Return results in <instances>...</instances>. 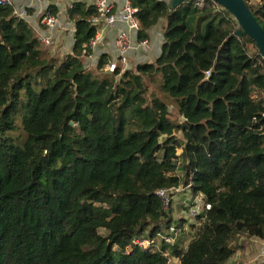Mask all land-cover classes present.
Instances as JSON below:
<instances>
[{"label": "trees", "instance_id": "16d2710c", "mask_svg": "<svg viewBox=\"0 0 264 264\" xmlns=\"http://www.w3.org/2000/svg\"><path fill=\"white\" fill-rule=\"evenodd\" d=\"M244 1L264 30V0ZM131 3L138 41L162 22L160 51L112 71L87 64L93 5H67L60 55L0 7V264H234L264 241V59L211 0ZM187 185L199 223L131 245L177 223L157 192Z\"/></svg>", "mask_w": 264, "mask_h": 264}, {"label": "built area", "instance_id": "2783aa9c", "mask_svg": "<svg viewBox=\"0 0 264 264\" xmlns=\"http://www.w3.org/2000/svg\"><path fill=\"white\" fill-rule=\"evenodd\" d=\"M74 1L76 0H68L69 5ZM86 2L93 5L98 13L96 17L92 18V21L98 26V31L90 41L89 46L95 48L100 43L102 35L107 29L121 24L123 27L119 28L113 40L114 46L117 48V58L115 60H108L105 67L109 71H112L119 65H123L124 67L128 66L130 52L135 53L139 45H148L147 39L142 41L134 40L130 34V32L137 33L139 30L137 9L132 5L131 0H87ZM195 4L202 6V0H195ZM1 6L13 7V12L16 16L27 20L28 7L24 6L22 9L16 8L17 6H15L14 0H0ZM39 19L40 24L46 29V33L40 34L35 27H32L37 32L38 38L43 44L52 46L55 42L53 29L58 25V17L50 7H44L40 12ZM135 41L137 42L135 43ZM189 187V185L179 186L171 189H160L157 192L163 200L164 207L169 206L172 198L175 197L177 199V194H180V198L184 197L183 202L186 205L188 215L184 216V226L177 221L176 224L172 223L165 228L158 229L152 237H133L131 239V245H136L144 250H155L160 241L172 245L177 243L180 233L186 230L189 224H198L200 221L199 216L205 210H208L210 205L205 202L202 195L190 194ZM257 259L258 262H264V252L260 253Z\"/></svg>", "mask_w": 264, "mask_h": 264}, {"label": "crops", "instance_id": "0c3cea01", "mask_svg": "<svg viewBox=\"0 0 264 264\" xmlns=\"http://www.w3.org/2000/svg\"><path fill=\"white\" fill-rule=\"evenodd\" d=\"M81 1V0H76ZM87 1V0H82ZM24 3L25 7H28V14H27V21L37 29L40 34L46 33V29L44 26L40 24V12L44 7H50L51 9L55 10L54 13L58 17V25L56 28L53 29L55 41L54 46L65 45V48L69 52L72 47L73 43V23L67 21L65 17V10L67 5H69L68 0H21ZM16 6V5H15ZM18 8V7H16ZM162 23V22H161ZM159 23L157 26L153 27L150 31V40L152 34H155V29L159 27L162 28V24ZM121 24H117L113 28L107 29L103 35L100 43L93 48L92 55L88 57V65L92 66V64L97 60L98 56L101 53H108L110 55V60H115L117 58V48L114 46L113 40L115 38L116 33L118 32L119 28H122ZM67 30V32H65ZM62 34V35H60ZM132 39L137 40V35L135 32H130ZM157 42H154L153 48H150L149 40L147 46H138V49L135 53L129 54V64H135L140 61H151L154 60L160 51V46L162 43V34L159 31L156 34ZM64 40V43H63ZM137 41H135L136 43ZM151 44V43H150ZM151 50V51H150ZM152 52V54H151ZM242 242H240L235 251L234 256L232 257V262L234 264H264V262H258L257 256L260 253L264 252V242L258 238H246L243 237ZM173 258L174 261L171 260L173 263H178L176 258Z\"/></svg>", "mask_w": 264, "mask_h": 264}, {"label": "water", "instance_id": "95a60500", "mask_svg": "<svg viewBox=\"0 0 264 264\" xmlns=\"http://www.w3.org/2000/svg\"><path fill=\"white\" fill-rule=\"evenodd\" d=\"M169 9L174 10L182 3L193 0H166ZM195 1V0H194ZM219 5L221 12L226 16H231L237 23L235 34L247 35L252 39L258 54L264 59V30L259 25L250 8L244 0H211Z\"/></svg>", "mask_w": 264, "mask_h": 264}, {"label": "rangeland", "instance_id": "374dc122", "mask_svg": "<svg viewBox=\"0 0 264 264\" xmlns=\"http://www.w3.org/2000/svg\"><path fill=\"white\" fill-rule=\"evenodd\" d=\"M14 4L19 8V9H22L23 7H24V3L23 2H21V0H14ZM159 31H161V29H159V27H157L156 29H155V34H152V36H151V40L149 39V45H150V48L152 49L153 48V44H154V42H157V38H155L156 37V34L159 32ZM65 32H67V30L65 31ZM60 35H62V34H60ZM56 42V41H55ZM63 43H64V40H63ZM151 43V44H150ZM65 44V43H64ZM57 45H55L54 46V44L52 45V46H50V49H51V51H53L54 52V54L55 55H60V54H63V53H65V52H67V49L65 48V50H64V47H65V45H63L62 43H61V45H59L58 47H56ZM151 51V50H150ZM151 54H152V52H151ZM153 55V54H152ZM120 67H124L123 65H119ZM172 112V111H171ZM174 116V115H173ZM175 134L177 135V137L179 136H181L180 135V133L179 132H175ZM178 193V192H177ZM176 198L177 199H175V197L174 198H172V202H174L172 205H171V208H172V213L174 214V220L175 221H178V222H180V223H182L183 224V226H184V224L185 223H183L184 222V220H185V215L186 216H188L187 215V209H186V205H184V202H183V199H184V197H182V198H180V194H177L176 195ZM171 203V202H170ZM169 206H170V204H169ZM188 226V225H187ZM170 259H172V261H174V259L173 258H170Z\"/></svg>", "mask_w": 264, "mask_h": 264}]
</instances>
